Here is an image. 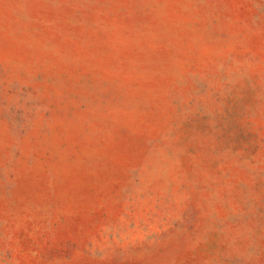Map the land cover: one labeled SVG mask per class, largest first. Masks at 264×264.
I'll use <instances>...</instances> for the list:
<instances>
[{"label": "rangeland", "instance_id": "1", "mask_svg": "<svg viewBox=\"0 0 264 264\" xmlns=\"http://www.w3.org/2000/svg\"><path fill=\"white\" fill-rule=\"evenodd\" d=\"M0 264H264V0H0Z\"/></svg>", "mask_w": 264, "mask_h": 264}]
</instances>
